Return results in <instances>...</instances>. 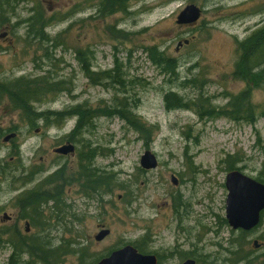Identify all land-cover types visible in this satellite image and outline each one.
Masks as SVG:
<instances>
[{
    "label": "rangeland",
    "instance_id": "374dc122",
    "mask_svg": "<svg viewBox=\"0 0 264 264\" xmlns=\"http://www.w3.org/2000/svg\"><path fill=\"white\" fill-rule=\"evenodd\" d=\"M5 1L0 0V85L44 79L67 91L30 103L25 115L0 90V264H43L40 240L47 249H67L54 264H97L126 245L156 256L157 264H233L229 253L238 248L247 264H264V212L252 231L231 230L224 185L229 167L264 184V66L258 78L237 68L238 43L264 24V0H132L126 13L107 17L96 16L84 0ZM188 5L200 8L201 16L179 26L176 18ZM36 13L55 44L26 36V20ZM151 47L175 61L177 75L149 60ZM89 52L92 73L116 70L117 62L122 80L97 84L87 77L79 53L88 58ZM167 93L189 108L167 110ZM242 93L240 115L252 106V118L231 120L223 110ZM199 101L201 111L214 114L199 116L193 106ZM121 105L142 125L107 115ZM76 106L96 118L72 134L78 117L57 125L53 114ZM6 130L24 136L16 141L21 145L13 162L3 143ZM67 145L72 154H54ZM90 150L100 175L112 171L122 190L111 186L102 197L101 191L85 193L79 155ZM147 151L157 167L145 171L139 162ZM32 167L39 173L33 183L11 184L12 175ZM55 173L54 183L43 186ZM32 194L39 202L43 195L46 204L30 208L25 203ZM102 228L110 233L95 242ZM83 246L87 256L78 262L69 252Z\"/></svg>",
    "mask_w": 264,
    "mask_h": 264
},
{
    "label": "trees",
    "instance_id": "16d2710c",
    "mask_svg": "<svg viewBox=\"0 0 264 264\" xmlns=\"http://www.w3.org/2000/svg\"><path fill=\"white\" fill-rule=\"evenodd\" d=\"M88 2L91 7L93 8V12L96 16H112L119 13H126L127 5L132 0H84ZM5 4H8V1H5ZM26 36L31 38H36L38 41L48 42L55 44L56 39L50 38L46 34V29L48 24L45 20L42 19V16L38 13L31 15L26 20ZM238 51L240 53V59L237 63L239 71L245 77H262L260 74L263 72L262 67L264 66V24L257 30H255L251 35H249L246 39L242 40L238 43ZM148 58L149 60L158 68H161L164 71H167L170 75H177L178 66L174 60L169 59L164 56L163 52H160L157 47H151L147 49ZM90 57H86V55L79 53V61L82 64V70L84 71L87 77L93 78L96 80L97 84H101V81L110 80V83H116V80H122L123 73L117 74L115 72H120L118 69V63L116 62V70L107 71V72H98L92 73V60L93 55L89 52ZM175 63V64H174ZM260 72L255 73L257 70ZM105 82V81H104ZM103 83V82H102ZM104 84V83H103ZM119 84V83H117ZM0 90L8 96V99L12 102L15 109H19L28 115L29 104L41 102L44 98L48 97L52 93H59L67 91L62 87V83H54L49 84L45 82L44 79L39 80H25L23 78L15 80L13 82H7L3 85H0ZM246 93H242L235 99L234 103L232 102L229 108L224 109V115L231 119L236 120L237 118H244L246 120H251L253 109L252 106L246 108V111L242 112L240 115V109H238V104L241 100L245 97ZM164 101L166 103L167 110H183L189 108L186 103H184L181 99H179L173 93H167ZM193 106L196 108V112L199 116L202 114L210 115L214 114V109L201 111L204 109L203 101H199L198 103H194ZM116 109H112L107 113V115H123L127 122L131 126H137L140 123L139 119H135V116L130 114V112L125 108L124 105L115 106ZM82 106H76L71 108L69 111L63 113H56L53 114V120L57 125L63 124V122L71 117H78V121L76 123L75 128L71 132L75 134L81 130L83 124L87 125L89 123V118H96L92 113H87L86 111H81ZM131 116V118L129 117ZM132 119V120H131ZM46 120H49L48 118ZM88 121V122H87ZM137 121V122H136ZM142 125V124H141ZM93 151L90 152H81L79 155V176L84 179V190L86 194H98L101 191V197L107 190L110 189L111 186H115L116 188L119 187L121 190L122 183L116 179L115 174L112 171L101 170V175L99 170L93 166ZM264 170V168H263ZM228 171H232V168L229 167ZM58 173L53 174L52 176L48 177L47 179L43 180L42 185H51L54 183ZM261 182L260 180H257ZM36 194H32L29 199V202L25 204L28 205L30 208H36V206L46 204V198L42 195L40 202L35 199ZM56 204L59 201L54 199ZM262 218V215H261ZM245 235L246 233H242ZM142 240L141 242H143ZM76 245V244H71ZM78 245V244H77ZM48 244L44 240H40V244L37 246L39 252L42 254V260H46L43 264H54L56 260L60 256L67 255V249H63V246H60L56 249H47L46 247ZM139 253H145L143 249L136 246L134 247ZM71 254L77 255L78 262H81L86 255V246L82 248H72L71 247ZM18 251H22V247H18ZM55 250V251H54ZM56 253V255H55ZM53 257H52V255ZM229 255L233 258V264H247L246 257L241 254V249L238 248L236 251L229 253Z\"/></svg>",
    "mask_w": 264,
    "mask_h": 264
},
{
    "label": "water",
    "instance_id": "95a60500",
    "mask_svg": "<svg viewBox=\"0 0 264 264\" xmlns=\"http://www.w3.org/2000/svg\"><path fill=\"white\" fill-rule=\"evenodd\" d=\"M201 16V9L195 5L186 6L177 16L176 24L189 26L195 24ZM6 140V139H5ZM73 146L67 145L54 150L57 155L72 154ZM141 169L153 170L157 167V161L150 152H145L140 158ZM171 182L177 185V180L172 177ZM225 189L227 196L225 200V220L233 231L250 232L257 228L264 211V184L243 175L238 170L230 171L225 177ZM28 230V227L26 231ZM110 231L100 229L94 236L95 242L104 240ZM255 248L258 244L253 242ZM97 264H157L154 255L140 254L133 246L126 245L112 251L101 259ZM181 264H196L194 259H186Z\"/></svg>",
    "mask_w": 264,
    "mask_h": 264
},
{
    "label": "flooded vegetation",
    "instance_id": "af4514ba",
    "mask_svg": "<svg viewBox=\"0 0 264 264\" xmlns=\"http://www.w3.org/2000/svg\"><path fill=\"white\" fill-rule=\"evenodd\" d=\"M37 131L38 130H36L35 132L38 133ZM2 135H5L4 139H3V143L5 144L7 151L9 149V153L11 154V157H9V162H13L16 159V157H13V155H16L19 152L18 147L21 145V144H18L17 142L20 138H24V136L21 137V133H19L18 131L17 132L16 131H10L9 132L7 130L2 132ZM16 146H18V147L16 148ZM32 169H33V167L28 169L24 174H21L20 176H16V175L13 176L12 175V178L10 179L11 184H14V182L24 184L25 181H29V183L30 182L33 183L34 179L36 178V176L39 173L37 171L33 172Z\"/></svg>",
    "mask_w": 264,
    "mask_h": 264
}]
</instances>
